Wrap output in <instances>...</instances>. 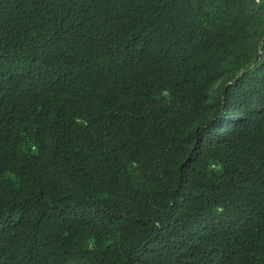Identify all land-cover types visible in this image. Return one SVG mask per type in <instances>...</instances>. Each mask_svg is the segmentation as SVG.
Segmentation results:
<instances>
[{
	"label": "trees",
	"instance_id": "trees-1",
	"mask_svg": "<svg viewBox=\"0 0 264 264\" xmlns=\"http://www.w3.org/2000/svg\"><path fill=\"white\" fill-rule=\"evenodd\" d=\"M0 264H264V0H0Z\"/></svg>",
	"mask_w": 264,
	"mask_h": 264
},
{
	"label": "rangeland",
	"instance_id": "rangeland-1",
	"mask_svg": "<svg viewBox=\"0 0 264 264\" xmlns=\"http://www.w3.org/2000/svg\"><path fill=\"white\" fill-rule=\"evenodd\" d=\"M255 1H259V0H255ZM209 169L210 170H217V166L216 165H210L209 166ZM131 176H132V178H133V180L137 183V182H139V178H140V176H139V174H138V172H137V169H135L134 167H132L131 168Z\"/></svg>",
	"mask_w": 264,
	"mask_h": 264
}]
</instances>
